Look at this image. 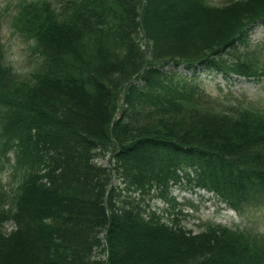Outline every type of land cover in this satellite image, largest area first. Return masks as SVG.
I'll return each instance as SVG.
<instances>
[{"label":"trees","instance_id":"1","mask_svg":"<svg viewBox=\"0 0 264 264\" xmlns=\"http://www.w3.org/2000/svg\"><path fill=\"white\" fill-rule=\"evenodd\" d=\"M188 1L156 9L150 0H68V20L58 25L54 15L32 22L48 6L27 12L22 27L42 63L17 85L9 81L18 112L7 117L16 161L34 170L0 207V224H13L0 229V264H249L251 255L264 257L241 231L191 234L140 205L144 197L166 198L183 180L233 205L264 187V156L254 150L264 147V118L201 114L198 82L178 71L250 77L247 54L227 65L220 53L264 22V1L212 8ZM157 37L168 49L160 65L142 47ZM7 71L0 70L3 91ZM104 156L108 167L95 161ZM100 247L105 259L98 261Z\"/></svg>","mask_w":264,"mask_h":264},{"label":"rangeland","instance_id":"2","mask_svg":"<svg viewBox=\"0 0 264 264\" xmlns=\"http://www.w3.org/2000/svg\"><path fill=\"white\" fill-rule=\"evenodd\" d=\"M67 1L68 0H0V70H8L11 74L8 75V71L7 73L5 72L9 80H1L7 83V90L3 91L0 87V101L2 100L10 105V108H8L7 104L0 103V207L4 205L5 201H11V196L15 195L18 190L21 189L24 181L30 178V174L32 170H34L31 167L24 169L22 166L23 162L19 163L16 161V154H14L13 146L19 148V145L17 144V137L11 133V126L7 117L9 112H13L14 117L18 112L17 107H15V99L11 96L13 93L16 96L18 94L10 92L9 90V87L12 86V79L15 78L17 80V82H13L17 85L23 77L35 73L42 63L40 53L38 49L35 48V40L29 37V33H25V29H23L22 25L30 9L32 10L29 14L35 15L36 9L37 12H39L43 5L48 6L47 14H39L40 17H33L32 22L37 20V18L39 21L40 18L46 15H50L51 17L54 15L56 18L54 22L57 23V25L59 22L63 23L67 21L69 14L67 7L70 5H65ZM150 1L152 6L158 9L162 8V3L163 5L164 3L170 4V2L174 0ZM225 1L231 0H193V2L188 1V4L197 6V4L202 3L204 6L212 8V6H218V4ZM244 8L245 6L241 9ZM237 12L238 10L232 11L233 14ZM254 17L255 15L251 14L249 17L240 18V27L249 23V21H253ZM158 19L159 17H157L156 20ZM143 25L145 26V23ZM28 26L29 29L33 27L34 30L37 25L35 23H30ZM248 29L251 30L248 33L247 41L245 40L244 43L242 41L241 45L238 47L226 48V51L220 53V59H223L227 65H231L240 61L241 57L237 58V54H247L246 61L253 68L250 77H241L240 75L232 73L225 75L223 72L220 73L203 67L193 74L183 66H180L178 69L179 72L183 73V76L198 82L200 86L198 89L201 107L197 108L201 114H207L214 118L225 115L227 118L234 119H239L245 114L248 116L247 119L249 123L253 118L256 119V117L260 120L264 118V68H262V66H264V22H255L251 24V27L248 26L247 30ZM150 30V33H152L153 29ZM167 34L164 23L158 35L164 37ZM14 37L22 39L31 52L28 67L34 70L23 77L13 75L9 68L3 66L5 42ZM158 40L159 38L157 37L156 39H151L150 42H146L145 39L142 42V47L145 50L144 53H146V59L148 58L149 61H152L156 65H160L159 63L163 55L167 53L166 51L168 50L166 44ZM175 43L172 42L171 44L174 46ZM215 47L216 46H214L213 49H219ZM188 48H191L190 45L186 46L185 50L187 51ZM223 50L225 49L223 48ZM192 108L193 107L190 106V109ZM5 145L9 148H5ZM22 147H24L23 144ZM254 150L260 152L263 154L262 156H264V147H254ZM96 159L95 161L102 167H108L111 162L109 156L97 157ZM259 189L261 192L246 197L233 205L224 197H220L219 194H216V192L204 187L194 188L193 182L183 180L168 188V196L166 198L158 197L150 201L147 197H144V202H142V204L140 203V205L143 209L146 208L147 205L148 208L145 210V213L148 211L154 212L162 218L161 221H166L167 224L174 223L191 234H199L208 227H219L217 225L225 226L233 231H241L251 239L250 241L256 245V248L264 252V187H259ZM12 228L13 224L11 222L7 221L2 225L0 224V229L4 232L10 231ZM102 248L103 247H100L96 251V256H99L97 259L98 261L105 259L104 250ZM248 259H250L249 264H264V257L260 259L256 254L251 255Z\"/></svg>","mask_w":264,"mask_h":264},{"label":"clouds","instance_id":"3","mask_svg":"<svg viewBox=\"0 0 264 264\" xmlns=\"http://www.w3.org/2000/svg\"><path fill=\"white\" fill-rule=\"evenodd\" d=\"M30 56L31 52L23 40L14 37L5 42L3 66L9 68L15 76H26L34 70L28 67Z\"/></svg>","mask_w":264,"mask_h":264}]
</instances>
